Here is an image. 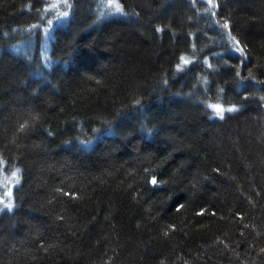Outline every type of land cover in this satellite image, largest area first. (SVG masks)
<instances>
[{"label": "trees", "instance_id": "trees-1", "mask_svg": "<svg viewBox=\"0 0 264 264\" xmlns=\"http://www.w3.org/2000/svg\"><path fill=\"white\" fill-rule=\"evenodd\" d=\"M119 3L0 0V264H264V0Z\"/></svg>", "mask_w": 264, "mask_h": 264}, {"label": "snow or ice", "instance_id": "snow-or-ice-1", "mask_svg": "<svg viewBox=\"0 0 264 264\" xmlns=\"http://www.w3.org/2000/svg\"><path fill=\"white\" fill-rule=\"evenodd\" d=\"M64 3L67 4V0H64ZM209 5H210V7H214L215 6L214 0H209ZM108 7L109 8H113L114 7L115 8V12L123 14V8L120 5L119 0H108ZM213 14H215V13H213ZM67 15H68V12L67 11L62 12V13H59V16L60 17H66ZM224 27L227 28L228 27V24L225 23L224 24ZM236 46H237V50L242 51V49L239 48V42L238 41H236ZM181 59L183 60V58H181ZM184 63H188V61L184 60ZM212 107L217 111V113L220 115V117L223 118V112L225 111V109H223L219 105H213ZM235 110H236L235 108H229V109H227V111H235ZM18 172H19V169H17V173ZM13 175L16 176V173H13ZM152 183L153 184H156L157 181L155 179H153L152 180ZM7 195L9 197H11L12 192H11L10 189L8 190ZM0 203H3L4 204V207L5 208H8V210L11 211V209L13 207L11 199H9L5 203V201L2 198H0ZM2 210L3 209H0V211H2Z\"/></svg>", "mask_w": 264, "mask_h": 264}, {"label": "rangeland", "instance_id": "rangeland-1", "mask_svg": "<svg viewBox=\"0 0 264 264\" xmlns=\"http://www.w3.org/2000/svg\"><path fill=\"white\" fill-rule=\"evenodd\" d=\"M108 8V7H107ZM108 9H110V12L111 11H113V9H114V7L113 8H108ZM105 11V10H104ZM107 13V12H106ZM46 40H47V38H46ZM46 45V44H45ZM43 46V49L45 50L47 47L46 46ZM223 109H225V111L227 110V109H229V108H223ZM216 113H217V111H216ZM218 114V113H217Z\"/></svg>", "mask_w": 264, "mask_h": 264}]
</instances>
